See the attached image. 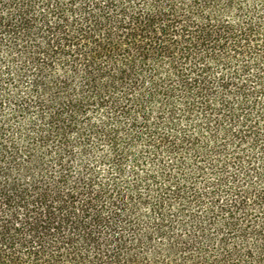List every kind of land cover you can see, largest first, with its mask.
<instances>
[{"label":"trees","instance_id":"trees-1","mask_svg":"<svg viewBox=\"0 0 264 264\" xmlns=\"http://www.w3.org/2000/svg\"><path fill=\"white\" fill-rule=\"evenodd\" d=\"M0 264H264V0H0Z\"/></svg>","mask_w":264,"mask_h":264}]
</instances>
